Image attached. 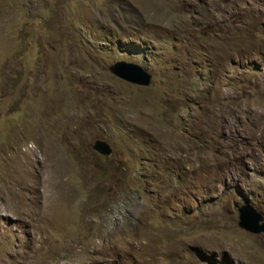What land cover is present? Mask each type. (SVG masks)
Listing matches in <instances>:
<instances>
[{"label": "rangeland", "instance_id": "obj_1", "mask_svg": "<svg viewBox=\"0 0 264 264\" xmlns=\"http://www.w3.org/2000/svg\"><path fill=\"white\" fill-rule=\"evenodd\" d=\"M263 85L264 0H0V264H264Z\"/></svg>", "mask_w": 264, "mask_h": 264}, {"label": "water", "instance_id": "obj_2", "mask_svg": "<svg viewBox=\"0 0 264 264\" xmlns=\"http://www.w3.org/2000/svg\"><path fill=\"white\" fill-rule=\"evenodd\" d=\"M108 71L117 78L137 86H148L151 82V74L141 66L124 61H117L108 66ZM264 92V85H263ZM92 149L100 155H110L112 148L104 140H95ZM238 222L241 229L251 234H264V217L247 201L237 208ZM94 264H103L102 262Z\"/></svg>", "mask_w": 264, "mask_h": 264}]
</instances>
